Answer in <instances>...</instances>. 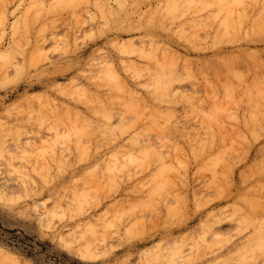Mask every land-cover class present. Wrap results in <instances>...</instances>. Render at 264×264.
<instances>
[{"label": "rangeland", "instance_id": "obj_1", "mask_svg": "<svg viewBox=\"0 0 264 264\" xmlns=\"http://www.w3.org/2000/svg\"><path fill=\"white\" fill-rule=\"evenodd\" d=\"M0 264H264V0H0Z\"/></svg>", "mask_w": 264, "mask_h": 264}, {"label": "bare ground", "instance_id": "obj_2", "mask_svg": "<svg viewBox=\"0 0 264 264\" xmlns=\"http://www.w3.org/2000/svg\"><path fill=\"white\" fill-rule=\"evenodd\" d=\"M196 23H198V22H196ZM203 23V22H202ZM204 24V23H203ZM232 61V60H231ZM230 61V62H231ZM98 62V61H97ZM106 64V63H105ZM113 71V70H112ZM115 74V73H114ZM111 75V74H110ZM238 75V74H237ZM162 77H164V76H162ZM115 78L117 79V77H116V75H115ZM227 84V83H226ZM227 92V91H226ZM262 94V93H261ZM227 95V94H226ZM107 96H110V95H107ZM96 97V96H95ZM226 97H228V96H226ZM263 98V97H262ZM96 99H97V97H96ZM100 100V99H99ZM110 114V113H109ZM255 135V134H254ZM220 136V135H219ZM212 138V137H211ZM214 141H215V139L213 140V142L212 143H214ZM209 142V141H208ZM217 142V141H216ZM203 143H206V142H204L203 141ZM146 144V143H145ZM144 144V145H145ZM17 145V144H16ZM20 145V144H19ZM143 145V146H144ZM151 145V144H150ZM195 145V144H194ZM214 145V144H213ZM199 146H201V145H198V148H199ZM148 147H149V145H148ZM153 147V146H152ZM20 148H21V146H20ZM197 148V149H198ZM15 149V148H14ZM154 149V148H153ZM16 150V149H15ZM18 150H19V148H18ZM148 150V149H147ZM110 155H111V153H110ZM111 157V156H110ZM160 158H161V156H160ZM95 167V166H94ZM84 173V172H83ZM39 205V204H38ZM42 205V204H41ZM43 208H44V206H42ZM78 227V226H77ZM93 233V232H92ZM92 250L93 249H91L90 247H87V248H85L83 251H82V256H90L91 257V255L93 256V252H92Z\"/></svg>", "mask_w": 264, "mask_h": 264}]
</instances>
